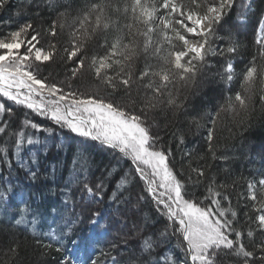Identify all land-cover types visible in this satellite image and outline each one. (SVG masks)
<instances>
[{"label": "snow or ice", "instance_id": "6c2138e0", "mask_svg": "<svg viewBox=\"0 0 264 264\" xmlns=\"http://www.w3.org/2000/svg\"><path fill=\"white\" fill-rule=\"evenodd\" d=\"M9 8L28 19L0 35V264H264V166L245 179L213 163L231 159L222 129L242 140L264 117V0ZM214 81L217 103L194 104ZM193 126L203 153L182 148ZM65 133L102 159L45 166Z\"/></svg>", "mask_w": 264, "mask_h": 264}, {"label": "trees", "instance_id": "16d2710c", "mask_svg": "<svg viewBox=\"0 0 264 264\" xmlns=\"http://www.w3.org/2000/svg\"><path fill=\"white\" fill-rule=\"evenodd\" d=\"M16 3L17 0H13V4L15 5ZM13 12L14 9L9 8L8 11L0 13V35L10 30L16 29L20 23H22L25 19H28L27 16L22 18H16L13 15ZM9 20L11 21V23H6ZM247 29L249 30L250 33L246 42L249 43L250 51L252 53H255L256 46L254 45V43H252V41L254 40V36L252 34L253 29L251 26H249ZM64 38L65 37H62V39ZM210 59L212 60V63L215 64V66L220 67V63L218 62L217 58H210ZM236 66L240 71V69L243 68L244 65L238 63ZM212 71L214 72L215 69L213 68ZM204 93L205 95L207 94V96H213L210 90H207V92L205 90ZM193 103L196 104L197 106L204 105L208 108H211L215 105V104H211V105L204 104L202 98H195V97L193 98ZM34 119L36 122L44 124L45 126L54 127L53 125H51V122L49 121H45L39 117H34ZM203 136H204L203 129L197 132L194 126L191 127V130L187 131L185 144L182 146L183 150L186 151L194 150L203 153L205 151V142ZM64 138L66 140H69L70 143L65 144L63 149L60 151H57V149L53 147L51 152L48 154L47 159L42 158V162L45 166L52 164H55L57 166L58 175H62L64 177L68 175L72 166V160L74 158V154L77 149H80V147L85 149L87 152L91 153L95 157L97 162H99L102 159L101 156L98 154L97 150L87 148L86 145H80L81 138L75 137L69 133H65ZM218 143L220 145L219 151L227 152L230 155L231 159L229 161L217 160L213 162L215 169L229 168L231 169L234 176H242L245 179L251 178L252 174L257 169H260L259 157L253 156L251 151L250 154L249 150H245V148L249 145L252 146L264 145V117L259 118L256 122H254V126L245 133L242 140L239 136L235 138L231 137L226 128L222 129L218 133ZM241 143L244 144L243 149L240 147ZM104 162H107L106 158H104ZM221 178H223L222 175ZM243 190H244V182L241 181V188H239L238 191H243ZM96 207L102 209L103 206L96 205ZM147 211L148 209L146 208V212ZM162 226H163L162 220L160 223L156 224V228H160ZM53 255L57 257L59 256V254L56 253H54ZM165 255H172V252L169 251L165 253ZM47 264H55V260L50 257Z\"/></svg>", "mask_w": 264, "mask_h": 264}, {"label": "rangeland", "instance_id": "374dc122", "mask_svg": "<svg viewBox=\"0 0 264 264\" xmlns=\"http://www.w3.org/2000/svg\"><path fill=\"white\" fill-rule=\"evenodd\" d=\"M249 30L247 29L246 30V36L247 38L249 37ZM220 67H217L214 68L215 71L217 69H219ZM214 71V72H215ZM236 71L238 72L239 69L238 67L236 66ZM226 85L222 82H219V81H214L212 83H205L202 88L200 89V95L196 96L195 98H202L203 99V103L204 104H207V105H211V104H216L217 103V98L221 95V93L223 92V90L225 89ZM206 90H210V92L213 94V96H207V94L205 95L204 91ZM63 143H64V146L65 144L67 143H70L69 140H66L65 138L63 139ZM77 144H80V143H77ZM80 145H83V144H80ZM81 148V147H80ZM245 150H249V153L251 151V153L253 154V156H256V157H259V167L261 168L263 165H264V160H261L260 158V153L262 151H264V145H249L245 148ZM250 153V154H251ZM146 211V209H145Z\"/></svg>", "mask_w": 264, "mask_h": 264}]
</instances>
